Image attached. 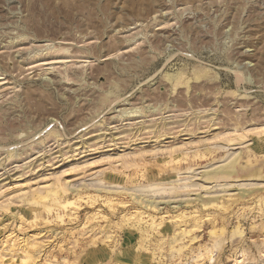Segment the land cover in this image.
I'll use <instances>...</instances> for the list:
<instances>
[{
  "label": "rangeland",
  "instance_id": "rangeland-1",
  "mask_svg": "<svg viewBox=\"0 0 264 264\" xmlns=\"http://www.w3.org/2000/svg\"><path fill=\"white\" fill-rule=\"evenodd\" d=\"M50 263L264 264V0H0V264Z\"/></svg>",
  "mask_w": 264,
  "mask_h": 264
},
{
  "label": "bare ground",
  "instance_id": "bare-ground-1",
  "mask_svg": "<svg viewBox=\"0 0 264 264\" xmlns=\"http://www.w3.org/2000/svg\"><path fill=\"white\" fill-rule=\"evenodd\" d=\"M229 171V170H228ZM230 172V171H229ZM57 201V200H56ZM62 204V203H61ZM63 205V204H62ZM51 264V263H50Z\"/></svg>",
  "mask_w": 264,
  "mask_h": 264
}]
</instances>
